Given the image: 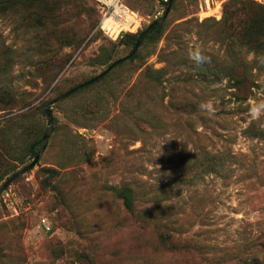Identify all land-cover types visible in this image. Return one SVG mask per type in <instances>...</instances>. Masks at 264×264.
Here are the masks:
<instances>
[{"label":"rangeland","instance_id":"obj_1","mask_svg":"<svg viewBox=\"0 0 264 264\" xmlns=\"http://www.w3.org/2000/svg\"><path fill=\"white\" fill-rule=\"evenodd\" d=\"M228 1L175 0L163 34L136 61L51 106L53 131L39 163L6 189V201L0 195V264H264V136L245 134L253 123L264 131V109L252 114L264 104V51L217 25ZM127 2L143 30L166 8L165 0ZM91 19L78 20L82 40L60 50L59 59L67 57L60 70L58 58L40 65L41 54L57 48L43 40L48 22L0 16V130L9 129L10 151L0 148L1 170L34 161L24 152L29 132L43 138L48 118L26 113L33 99L46 106L99 76L108 68L99 62L104 48L114 46L113 62L130 54L120 39L85 30ZM218 64L247 71L253 97L237 101L229 78L214 73ZM161 69L163 84L148 80V70ZM211 157L215 171L206 167ZM178 160L193 165L187 182L175 175ZM42 168L57 170L49 185ZM116 186L133 189L134 211Z\"/></svg>","mask_w":264,"mask_h":264},{"label":"trees","instance_id":"obj_2","mask_svg":"<svg viewBox=\"0 0 264 264\" xmlns=\"http://www.w3.org/2000/svg\"><path fill=\"white\" fill-rule=\"evenodd\" d=\"M90 1L96 4V2H94L93 0H0V16H7L9 13L15 12L21 14L23 22L35 21L37 25L43 23L42 21L46 23L48 22V31L44 34L43 40L46 42V47H48V43L54 42L57 48L53 49L52 45L49 46L48 50L44 51L41 54L42 56H44V59H42L40 65L52 64L56 62L57 58L59 59L58 55L63 47L76 45L82 40V32L80 31L81 29L79 27L84 25L85 23L79 24L77 22L78 20H81V17L83 15H86L89 18L92 17L91 21L86 24L85 30L91 32L94 28H96V31L100 35L104 36L102 32L97 29L100 20L99 9L97 12L93 7H91ZM169 1L170 0L164 2L166 6L168 5ZM125 2L128 4L127 0H125ZM128 5L132 9L136 10L135 7L133 8V6H131L130 4ZM38 8H41V10L46 9V15H42ZM49 23L52 25H49ZM217 25L221 26L223 29H226V33L228 32V39H232L235 36L239 40V42L249 50L255 53H261L264 51V4L259 2L255 3L249 0H230L224 5L223 18L220 22H217ZM164 26L165 22L157 26L153 30V32L149 34L142 42L134 56L130 55L136 47L141 33L147 27L137 34H124L117 45L131 47L132 50L127 57L123 58L125 60L122 63L115 66L104 76H100L101 74L105 73L113 65V63L118 61L116 60L113 62L114 46L113 48H104L102 51V55L99 57V62L101 65H108V68L99 76L73 86L60 97L68 94L66 99H74L87 93L89 90L98 87L103 83H106L111 72L118 69L119 67H122L127 61H136L140 56V50L142 49V47L147 45L148 43L156 41L163 34ZM66 61L67 57H61L57 62L58 67H56L60 70L63 69ZM213 69L214 73L222 74V76L229 78V81L232 84L231 86L234 89V93L232 94L237 101L244 103L253 97L256 84L251 79L247 71L238 70L236 69V66H221L219 64L213 65ZM238 71H240L241 74H239ZM165 74V69L148 70L146 76L148 80L153 83L163 84V78ZM34 102L35 100L33 99L27 105L26 113L33 114L36 111L40 110L41 113L47 117V113L45 110V107L47 105L42 107L39 105H34ZM181 108L183 110H187L189 108V105H182ZM86 110L87 111H83L82 113L87 114L88 109ZM89 112L90 114L94 113L93 110ZM16 118H18V115L4 120V122H13ZM258 130L259 129H257L256 124L253 123L245 130V134L248 136L253 134L257 137H263L264 131L261 129L259 131ZM8 132L9 129L0 130V148H4L7 153L10 154L9 146L6 140ZM33 132H29L30 143L28 148L24 150V152L26 151L25 157L31 160H34L37 154L41 151L43 140L42 137L37 138ZM76 138L81 137L76 135ZM3 161L4 154L0 151V162ZM24 162V160H21V164H25ZM218 164L219 163L217 158L211 157L207 160L206 167L209 169V171H215ZM173 168L177 179L181 182H187L184 181V177L187 173L192 172L194 169L193 165L189 164L185 160L184 162L178 160V162L174 163ZM7 170L8 169H0V182L3 181L4 178L10 173H14V175L18 173L16 172V167L11 169L10 171ZM40 172L46 176L43 182L44 185H49L51 177L57 175V170L54 168H42ZM112 190L124 201V205L128 211H134V197L132 188L128 186H116L112 187ZM228 262L229 261H227L226 258H222L219 259V261L204 262L201 264H228Z\"/></svg>","mask_w":264,"mask_h":264},{"label":"built area","instance_id":"obj_3","mask_svg":"<svg viewBox=\"0 0 264 264\" xmlns=\"http://www.w3.org/2000/svg\"><path fill=\"white\" fill-rule=\"evenodd\" d=\"M93 1L96 2L100 12L97 29L109 40L115 42L126 33L137 34L143 30L142 16L138 11L132 9L125 0ZM256 1L264 4V0ZM1 197L6 201V197H9V194L3 192Z\"/></svg>","mask_w":264,"mask_h":264},{"label":"water","instance_id":"obj_4","mask_svg":"<svg viewBox=\"0 0 264 264\" xmlns=\"http://www.w3.org/2000/svg\"><path fill=\"white\" fill-rule=\"evenodd\" d=\"M174 0H170L168 5L165 8V11L163 13V15L154 20L151 24H149L147 26V28L141 33L138 43L136 45V47L134 48V50L132 51L130 56H134L136 54V52L138 51L140 45L142 44V42L146 39V37L151 34L153 32V30L163 24L168 16L169 13L171 12V8H172V4H173ZM125 59H120L118 61H116L115 63H113V65L103 74H101L100 76H104L106 73H108L111 69H113L115 66H117L118 64L122 63ZM68 96V94L56 99L55 101L49 103L46 107V113H47V117H48V125H47V131L45 136L43 137L42 140V149L41 151L37 154L36 158L34 159V161L32 163H30L27 167H25L24 169H22L21 171H19L17 174H15L14 176H12L11 178H9L1 187H0V195L6 191V189L18 178H20L21 176L25 175L26 173L30 172L31 170H33L36 165L39 163L43 153L45 152L46 148H47V144H48V139L53 131V125H54V119H53V115L51 112V106L66 99V97Z\"/></svg>","mask_w":264,"mask_h":264},{"label":"clouds","instance_id":"obj_5","mask_svg":"<svg viewBox=\"0 0 264 264\" xmlns=\"http://www.w3.org/2000/svg\"><path fill=\"white\" fill-rule=\"evenodd\" d=\"M262 109H264V104H261V105L258 106V107H253V108H252V114H253V115H258L259 112H260Z\"/></svg>","mask_w":264,"mask_h":264}]
</instances>
